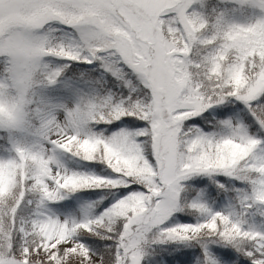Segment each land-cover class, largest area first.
Listing matches in <instances>:
<instances>
[{
    "label": "snow or ice",
    "instance_id": "snow-or-ice-1",
    "mask_svg": "<svg viewBox=\"0 0 264 264\" xmlns=\"http://www.w3.org/2000/svg\"><path fill=\"white\" fill-rule=\"evenodd\" d=\"M0 264H264V0H0Z\"/></svg>",
    "mask_w": 264,
    "mask_h": 264
}]
</instances>
